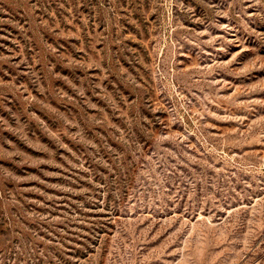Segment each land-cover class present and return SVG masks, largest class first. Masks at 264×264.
Masks as SVG:
<instances>
[{"label": "rangeland", "instance_id": "obj_1", "mask_svg": "<svg viewBox=\"0 0 264 264\" xmlns=\"http://www.w3.org/2000/svg\"><path fill=\"white\" fill-rule=\"evenodd\" d=\"M0 264H264V0H0Z\"/></svg>", "mask_w": 264, "mask_h": 264}]
</instances>
